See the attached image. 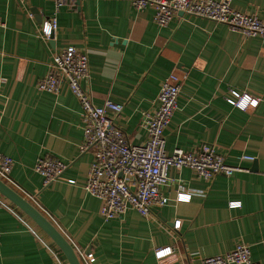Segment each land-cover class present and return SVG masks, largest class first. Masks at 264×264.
<instances>
[{
  "label": "crops",
  "instance_id": "0c3cea01",
  "mask_svg": "<svg viewBox=\"0 0 264 264\" xmlns=\"http://www.w3.org/2000/svg\"><path fill=\"white\" fill-rule=\"evenodd\" d=\"M232 5L264 20V0ZM33 9L43 20L54 1L0 0V152L14 160L3 180L54 223L83 264H202L203 257L241 241L251 246L253 260L264 261V39L190 14L159 25L152 7L138 10L131 0H69L51 42L40 36V22L29 15ZM67 45L88 52L91 77L82 84L95 103L109 98L124 104L117 121L133 143L147 138L142 119L157 109L162 81L170 71L185 73L165 130L167 152L212 145L227 163L248 170L206 179L172 166L171 180L161 188L165 205L147 217L129 209L105 219L102 200L86 189L93 155L80 151L78 98L67 82L57 93L37 87L54 52ZM233 91L259 101L239 108L228 100ZM45 154L68 163L49 185L34 168ZM177 189L190 191L191 198L176 200ZM231 201L241 204L232 207ZM0 231V264H70L51 237L1 193ZM166 246L173 252L157 257L156 249Z\"/></svg>",
  "mask_w": 264,
  "mask_h": 264
},
{
  "label": "built area",
  "instance_id": "2783aa9c",
  "mask_svg": "<svg viewBox=\"0 0 264 264\" xmlns=\"http://www.w3.org/2000/svg\"><path fill=\"white\" fill-rule=\"evenodd\" d=\"M52 14L39 23V34L44 40H52L58 28V13L69 0H53ZM138 10L152 7L154 19L159 25H167L181 11L227 24L231 29L245 36H258L264 39V20L255 13L236 9L232 0H131ZM29 15L35 17L29 10ZM5 23L0 17V27ZM90 62L87 50L67 45L57 49L49 63L46 74L37 82L40 90L57 93L63 82H67L78 98L82 109L84 138L80 151H91L93 158L89 167L86 189L102 200V215L105 219L120 217L129 209H136L143 216L151 214L154 207L163 206L168 197L161 188L171 178L169 168L189 167L197 175L211 179L217 174L232 175L236 171H246L248 167L230 164L225 156L212 145H203L201 150H185L176 147L171 153L166 149L165 130L176 109L178 97L186 74L170 71L162 81L157 95V109L144 113L142 126L147 138L142 143L129 140L117 118L124 104L106 99L104 103H95L91 89L83 86L90 82ZM228 100L235 106L246 109L256 106L259 97L249 93L233 91ZM255 101V104H253ZM242 158L254 159L253 155L243 154ZM14 160L0 152V177L7 176L12 170ZM68 163L52 154L38 157L35 170L43 176L44 185L57 179ZM192 194L177 189L176 200H189ZM187 197V199H182ZM240 201H231L230 206H239ZM181 220L176 219L175 226L180 227ZM1 233V231H0ZM173 246L156 249L157 257L172 253ZM90 262L95 261L92 251L87 253ZM202 264H264L255 261L251 255V246L238 242L232 249L203 257Z\"/></svg>",
  "mask_w": 264,
  "mask_h": 264
},
{
  "label": "water",
  "instance_id": "95a60500",
  "mask_svg": "<svg viewBox=\"0 0 264 264\" xmlns=\"http://www.w3.org/2000/svg\"><path fill=\"white\" fill-rule=\"evenodd\" d=\"M38 21L41 22L42 16L37 13V9L32 10ZM180 13L183 14L181 11ZM53 42V39L51 40ZM0 193L22 209L65 254L70 264H83L76 253L73 245L64 234L54 225V223L40 211L30 200L24 197L16 189L11 187L0 177Z\"/></svg>",
  "mask_w": 264,
  "mask_h": 264
},
{
  "label": "snow or ice",
  "instance_id": "6c2138e0",
  "mask_svg": "<svg viewBox=\"0 0 264 264\" xmlns=\"http://www.w3.org/2000/svg\"><path fill=\"white\" fill-rule=\"evenodd\" d=\"M253 104H255V101H253ZM182 199H187V197H182Z\"/></svg>",
  "mask_w": 264,
  "mask_h": 264
}]
</instances>
